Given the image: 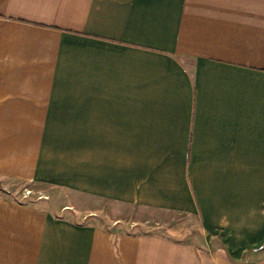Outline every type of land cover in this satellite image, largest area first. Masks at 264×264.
I'll return each mask as SVG.
<instances>
[{"label": "crops", "instance_id": "0c3cea01", "mask_svg": "<svg viewBox=\"0 0 264 264\" xmlns=\"http://www.w3.org/2000/svg\"><path fill=\"white\" fill-rule=\"evenodd\" d=\"M0 178L199 228L0 195V264H264V0H0Z\"/></svg>", "mask_w": 264, "mask_h": 264}, {"label": "rangeland", "instance_id": "374dc122", "mask_svg": "<svg viewBox=\"0 0 264 264\" xmlns=\"http://www.w3.org/2000/svg\"><path fill=\"white\" fill-rule=\"evenodd\" d=\"M0 195L17 202L45 208L79 223L106 227H127L128 230H199L198 223L182 216H163L107 201L65 192L48 185L25 183L0 178ZM125 219H127L125 221ZM138 220L135 223L133 221ZM135 223V224H134Z\"/></svg>", "mask_w": 264, "mask_h": 264}]
</instances>
